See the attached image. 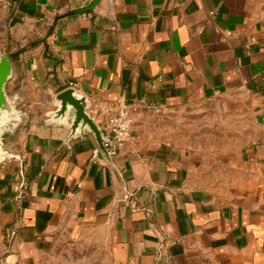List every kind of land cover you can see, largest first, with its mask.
I'll use <instances>...</instances> for the list:
<instances>
[{
  "label": "crops",
  "instance_id": "crops-1",
  "mask_svg": "<svg viewBox=\"0 0 264 264\" xmlns=\"http://www.w3.org/2000/svg\"><path fill=\"white\" fill-rule=\"evenodd\" d=\"M13 114L0 128V264H42L96 232L108 264H264V0H0ZM249 47V48H248ZM164 110L219 97L250 128L179 147L134 116L112 160L59 93ZM229 109V106H226ZM234 108V106H233ZM242 123V122H241Z\"/></svg>",
  "mask_w": 264,
  "mask_h": 264
},
{
  "label": "rangeland",
  "instance_id": "rangeland-1",
  "mask_svg": "<svg viewBox=\"0 0 264 264\" xmlns=\"http://www.w3.org/2000/svg\"><path fill=\"white\" fill-rule=\"evenodd\" d=\"M8 11L0 5V50H9L6 20ZM238 105H249L245 97H219L205 103L143 113L142 121L150 134L172 142L179 147L211 148L231 144L252 128L246 112L241 120ZM226 106L230 108L227 109ZM234 106V108H233ZM242 122V123H241ZM2 246L0 242V256ZM42 264H108L106 239L96 232L78 239L66 238L42 258Z\"/></svg>",
  "mask_w": 264,
  "mask_h": 264
},
{
  "label": "water",
  "instance_id": "water-1",
  "mask_svg": "<svg viewBox=\"0 0 264 264\" xmlns=\"http://www.w3.org/2000/svg\"><path fill=\"white\" fill-rule=\"evenodd\" d=\"M96 2V0H95ZM13 75V64L7 55L0 52V128L5 115L13 114L10 99L6 94V85ZM58 110L56 117L58 118H70L71 119V131L72 135L76 130L81 127H88L95 135L99 150H101L106 157L115 166L112 158L113 155L110 152L107 144L110 142L109 137L105 135L101 126L98 124L95 118L87 112L88 101L85 97H77L74 89H67L59 93L56 97ZM11 157L9 154L2 150V142L0 140V158Z\"/></svg>",
  "mask_w": 264,
  "mask_h": 264
},
{
  "label": "built area",
  "instance_id": "built-area-1",
  "mask_svg": "<svg viewBox=\"0 0 264 264\" xmlns=\"http://www.w3.org/2000/svg\"><path fill=\"white\" fill-rule=\"evenodd\" d=\"M163 109V105H153L145 101H95L89 114L109 137L107 147L113 157H117L131 140L135 114L142 111L160 113Z\"/></svg>",
  "mask_w": 264,
  "mask_h": 264
}]
</instances>
